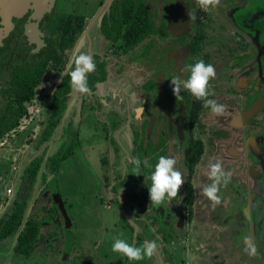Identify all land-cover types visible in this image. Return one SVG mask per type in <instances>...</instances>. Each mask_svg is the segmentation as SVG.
<instances>
[{
  "label": "flooded vegetation",
  "instance_id": "obj_1",
  "mask_svg": "<svg viewBox=\"0 0 264 264\" xmlns=\"http://www.w3.org/2000/svg\"><path fill=\"white\" fill-rule=\"evenodd\" d=\"M68 1L33 0L8 21L0 8L5 35L0 47V110L6 111L7 91L15 86L14 74L21 68L46 61L48 71L38 87L54 68L59 76L40 132L32 137L37 124L14 131L29 134L32 160L46 146L48 156L73 146L72 156L82 157L89 167L86 155L96 154L97 186L108 194L105 200L102 192L95 196L101 214L117 209L134 234L137 228L135 240L143 231L138 220L154 214L156 223L172 220L165 234L178 249L175 261L212 263L214 251L199 240L198 230L211 233L220 245L221 227L230 222L248 221L249 228L254 224L263 240L264 0H220L208 10L197 0H73L71 6ZM190 12L195 15L192 22ZM56 36L57 60L49 52ZM77 52L96 62V71L88 75V95L75 94L72 88L66 92V70ZM199 59L216 69L209 99L224 105L220 115L186 90L178 99L173 94L170 80ZM55 106L60 107L59 125L51 141L34 152L33 140L43 133ZM160 156L177 160L185 183L170 203L151 206L150 176ZM136 158L141 161L139 173L132 163ZM217 161L231 173L227 187L220 188L219 203L203 195L211 183L209 165ZM78 208L82 214L83 207ZM156 230V241L159 236L165 239L164 231ZM229 242L227 249L234 245ZM256 250L264 252V242Z\"/></svg>",
  "mask_w": 264,
  "mask_h": 264
},
{
  "label": "rangeland",
  "instance_id": "obj_2",
  "mask_svg": "<svg viewBox=\"0 0 264 264\" xmlns=\"http://www.w3.org/2000/svg\"><path fill=\"white\" fill-rule=\"evenodd\" d=\"M72 1H68V6L69 4L72 5ZM67 10L72 9L67 7ZM51 72L38 87L34 100L28 106L30 109L18 128L19 131H24L28 127H32L34 123L37 124L36 129L32 132V137L42 129L43 111H45L46 103L51 99L59 79L56 68ZM1 102L3 101L1 100ZM15 141V132H12L0 142V217L7 212L6 210L14 201L23 171L34 156L30 141H25L20 148L14 149ZM52 149L53 152H56L58 150L57 145H54ZM86 160L91 164V167L87 166L80 156L70 157L62 165L61 172L50 177L47 181V189L43 195H39L31 211L44 224L41 236L31 254L23 256L15 250H7L1 243L0 264L127 263V257L112 252L113 238H121L130 243H136L135 234L129 226H126L124 220L121 221L117 209L104 210V213L101 214L102 211L97 204L99 201H96L95 196L102 192L101 195L105 200L108 198V194H105L103 187L97 186L98 156L87 154ZM105 174L107 175V173ZM78 205L83 207L82 214ZM151 206L150 210L152 209ZM93 207L95 209H91ZM81 217L84 218L81 220ZM138 221L145 231L148 241H155L158 245L154 255L150 258L147 257L144 264H218L219 260H221L220 264H264V252L256 250V254H250L249 243L243 242L244 235L248 232L251 235L248 236V240L256 249L261 247L264 242V239L261 238L262 232L260 230L254 231V224L251 223H249L252 225L250 229L247 224L248 221H241L237 224L230 222L221 227L224 231L221 234L224 237L220 244L224 245L222 247L214 242L211 233L198 230L200 233V235L197 233L200 236L199 240H204L207 244L210 243L211 249L214 251L215 258L212 263L205 260L204 262L195 260L190 263L187 258L184 259L183 263L178 260L175 261L178 249L174 245L171 246L170 242L162 239L161 236L158 237L161 240H154L159 235L156 228L160 227L162 231H167L172 220L160 221V223L158 221L154 224L149 220ZM205 232L207 231L205 230ZM235 238L238 239L235 240ZM227 240L234 244L229 249L227 248L231 243ZM225 254L227 255L224 256ZM262 257L263 262L260 261Z\"/></svg>",
  "mask_w": 264,
  "mask_h": 264
},
{
  "label": "trees",
  "instance_id": "obj_3",
  "mask_svg": "<svg viewBox=\"0 0 264 264\" xmlns=\"http://www.w3.org/2000/svg\"><path fill=\"white\" fill-rule=\"evenodd\" d=\"M57 39V36L54 39L52 38L53 44L49 50L50 53L54 54L53 58L55 60H57ZM47 71L46 61H39L29 68H21L15 72L13 82L15 86L7 91L8 103L6 111L0 110V142L3 141L5 136L20 127L21 121L28 113L26 103L34 100L36 89ZM67 87L66 92H69L71 84L67 85ZM59 114L60 107L55 106L50 113L49 121L43 133L33 140L34 152H37L44 144L51 141L54 131L59 125ZM35 125L34 123L31 128H34ZM15 135V148H19L29 136L27 131L23 133L16 132ZM48 150L46 146L41 154L36 156L23 171L16 198L11 203L10 209L0 218V244L3 243L7 250L13 249L23 256L31 254L41 236V230L44 225L34 216L31 212L32 210L27 217L30 204L33 206L37 202L39 195L44 192L49 176L58 174L62 162L72 156L73 146H69L66 150L57 151L50 156L47 154ZM149 221L153 224L156 223L157 215L154 214ZM162 234L163 238L170 242L169 236L165 234V231ZM136 240V246L148 241L145 231H142ZM154 240H156V237ZM145 259L140 261H129L127 259V264H144Z\"/></svg>",
  "mask_w": 264,
  "mask_h": 264
},
{
  "label": "clouds",
  "instance_id": "obj_4",
  "mask_svg": "<svg viewBox=\"0 0 264 264\" xmlns=\"http://www.w3.org/2000/svg\"><path fill=\"white\" fill-rule=\"evenodd\" d=\"M203 10L215 8L220 4V0H197ZM191 22L195 20V15L190 12ZM70 77L72 91L79 95H88L91 91L88 83V75L96 71V62L93 57L85 52H77L72 58L66 70ZM216 69L212 64H206L203 59H199L193 65L185 66L184 71L179 76H174L170 81L173 87V94L180 98L182 90L188 91L196 100L202 102L205 109H210L212 113L220 115L224 112V105L218 104L215 100L209 99L214 95L210 81L215 79ZM59 82H62L59 81ZM143 111V109H141ZM135 171L139 173L141 161L136 158L132 161ZM177 160L172 157L160 156L155 170L151 173V186L148 188L151 204L161 205L169 203L178 197V193L185 183L182 173L175 167ZM209 177L211 183L203 188V195L216 203L220 202V188L227 187L230 182V172H225L222 163L217 161L209 165ZM122 191V190H121ZM112 252L122 254L129 261H140L146 257L150 258L156 252L158 245L155 241H145L142 245L136 246L125 239L113 238ZM250 254H256V247L249 242Z\"/></svg>",
  "mask_w": 264,
  "mask_h": 264
},
{
  "label": "water",
  "instance_id": "obj_5",
  "mask_svg": "<svg viewBox=\"0 0 264 264\" xmlns=\"http://www.w3.org/2000/svg\"><path fill=\"white\" fill-rule=\"evenodd\" d=\"M33 0H0V8H1V14L2 16L8 21L10 20L11 16L15 14L17 9H25L29 6V4ZM8 30H6V33ZM5 38V35H3V29H0V47L3 45L2 40ZM33 206L30 204L29 210L27 212V217L30 214V211L32 210ZM130 222L131 220L128 219ZM137 228L135 229V237L137 236ZM13 250V249H11Z\"/></svg>",
  "mask_w": 264,
  "mask_h": 264
},
{
  "label": "crops",
  "instance_id": "obj_6",
  "mask_svg": "<svg viewBox=\"0 0 264 264\" xmlns=\"http://www.w3.org/2000/svg\"><path fill=\"white\" fill-rule=\"evenodd\" d=\"M12 140H13V139H12ZM25 169H26V168H25ZM15 198H16V197H15ZM10 206H11V205H10ZM10 206L8 207V209H7L6 211H8V210L10 209ZM3 214H4V213H3ZM3 214H2V215H3ZM2 215H1V217H2ZM1 217H0V218H1Z\"/></svg>",
  "mask_w": 264,
  "mask_h": 264
}]
</instances>
